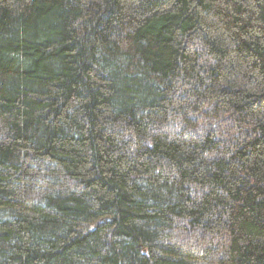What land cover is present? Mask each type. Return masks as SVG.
Listing matches in <instances>:
<instances>
[{"label": "trees", "instance_id": "16d2710c", "mask_svg": "<svg viewBox=\"0 0 264 264\" xmlns=\"http://www.w3.org/2000/svg\"><path fill=\"white\" fill-rule=\"evenodd\" d=\"M0 264H264V0H0Z\"/></svg>", "mask_w": 264, "mask_h": 264}]
</instances>
